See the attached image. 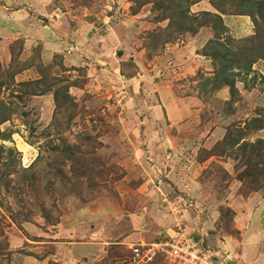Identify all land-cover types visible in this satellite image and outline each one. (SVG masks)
Wrapping results in <instances>:
<instances>
[{"label":"rangeland","instance_id":"obj_1","mask_svg":"<svg viewBox=\"0 0 264 264\" xmlns=\"http://www.w3.org/2000/svg\"><path fill=\"white\" fill-rule=\"evenodd\" d=\"M44 1L47 15L31 24L7 15L31 35L20 27L0 36V264H131L130 243L160 239L186 240L217 264H264V147L260 160L247 158L249 149L240 159L218 142L231 122L264 116V60L239 69L228 106L226 86L222 93L205 84L213 66L204 43L186 60L175 43L190 35L151 48L167 1ZM198 1L190 13H199ZM54 14L66 31L74 25L90 37L58 35ZM220 16L224 43L243 44L255 31L247 15ZM254 19L261 32L264 20ZM114 33L119 42L108 49L104 36ZM49 38L74 42L78 53L62 60V51L45 49ZM64 86L71 98L56 105L52 92ZM167 101L187 112L183 120L167 121ZM245 139L264 146V129ZM148 264L170 263L158 254Z\"/></svg>","mask_w":264,"mask_h":264},{"label":"trees","instance_id":"obj_2","mask_svg":"<svg viewBox=\"0 0 264 264\" xmlns=\"http://www.w3.org/2000/svg\"><path fill=\"white\" fill-rule=\"evenodd\" d=\"M156 1H167L169 5L164 7V11L162 15H160L161 21H166L165 25L160 27L159 32L156 33L151 31V33H149V41L153 44L151 48H154L157 43L164 42L165 39L162 41L161 37H166V41H168L167 38L172 40L177 36L192 35L199 27H209L213 31L212 36L202 45L201 53L211 60L213 67L210 77L205 78V84L209 83L211 89H216L222 85L226 86L228 88V98L225 100V103L229 106L232 102L233 95L237 92L235 76L239 74V69L249 71L251 64L255 62V60H264V29L260 32L259 28L257 29V26H255L257 22H255L254 19L259 16V18L264 20V0H208L210 6L217 12L203 10L199 11V13H190L188 9L189 5L194 3L195 0H136V5L139 6L142 3H154ZM226 2H230V4L232 3L234 5L225 7ZM247 6L254 8V10L244 9L248 8ZM220 14L247 15L252 21L255 31L250 36L245 37V39H239V42H243V44H237L233 39L224 43V37L222 36L226 31V27L222 22ZM186 22H191L194 26L187 27L185 26ZM172 36H174V38H172ZM162 44L163 43H161V45ZM30 61L20 64L15 73L27 68ZM60 67L63 68L62 64H60ZM232 68H234L235 71H232ZM41 73L42 72H40V74ZM12 76L10 79H12ZM1 84L2 82L0 81V86ZM66 88L67 87L64 86L59 94V90H53L52 100H54L56 105L59 97H62L64 100L71 98ZM229 111L230 110H228V112ZM260 129H264V116L260 114L250 116L249 118H243L240 121H233L229 126L225 127L224 133L218 142H221L223 147L228 148L231 152L233 151L240 159L247 157L246 151L249 149L247 158L260 160L264 147L260 144L262 139H258L256 144L246 141L245 139L248 132ZM262 170H264V165L259 173H261ZM253 174L256 175V173L252 172V175Z\"/></svg>","mask_w":264,"mask_h":264},{"label":"crops","instance_id":"obj_3","mask_svg":"<svg viewBox=\"0 0 264 264\" xmlns=\"http://www.w3.org/2000/svg\"><path fill=\"white\" fill-rule=\"evenodd\" d=\"M19 1L20 2H26V4L25 5H20L22 7H19L18 5H17L18 7H13V6L6 7L7 3L10 2V0H0V13L4 16L3 20H5L3 22H0V36H1V38L2 37L4 38V35H11L12 34V30L17 31L18 28H20V27L22 28V31L25 34L31 35V33H29V30L31 29L30 25L29 26L28 25L23 26L22 20L21 21H19V20L16 21L15 19L14 20H10L9 17L7 16V15H10V13H12V14L19 13V14H21V16H23V18H25V16H27L26 19H25V21H26L25 24H31L30 22L31 21L33 22V20L37 16H46L47 15L48 7L45 6L46 2L44 0H18V2ZM12 2L14 3L15 1H12ZM192 7H194L193 11H200V10H206L207 11V10H211L209 4H207V0H199L198 2L193 4ZM65 14H66V11L60 13V16H65ZM54 15H55V17L52 19L53 20L52 21L53 22V26H55V23L57 25H59V26H62L60 28L58 27L57 29L55 27L56 32H57L58 35H60V36H62L64 38H69V39L73 38V36L77 37L76 35H78L79 38H80V36H83V39L86 36L90 37L89 34H91V31L87 32L85 29H81V30L77 29V27H75L72 23L71 24L73 26L70 29H68V31H66L64 29V27H63L65 25L62 22V20L59 19L57 14H54ZM237 16L241 17L242 18L241 21L245 22V19H243V18H245L246 16H242V15H237ZM50 18H52V17H50ZM50 18L49 19L47 18V20L50 21ZM227 27L230 28L229 25H227ZM239 29L242 30V27H238L237 31H239ZM207 30L208 29H201L200 28L198 30V32H195L194 34H192V36L191 35L189 36V38H190L189 40H186L187 38L185 36L186 39L184 41H182L180 43H175V45L178 46V49L176 50L177 53L175 54L177 56V58L180 57L181 59L186 60L187 58H185V57L189 53H191V51H192V55H190V57L194 58L195 56H198L199 54H197L196 50L200 47V45L202 43H204L203 42L204 34H207L206 38L209 37V35H208L209 34V32H208L209 30L208 31ZM117 36H119V33L118 34L114 33L113 35L112 34H105L104 37L107 39L105 44L109 45L108 49L109 48L112 49V48H115V46H117V44L119 42V38ZM1 42L2 43H0V54L1 55L2 54L5 55V52L7 50H6L4 39H1ZM47 42L48 43L45 42L46 43L45 49L46 48H51L50 49L51 51L52 50L53 51L57 50V51H54V52H61L62 51L61 53H58L60 55V57L62 56V58H63L62 60L66 59V57H68V56H73L75 53H78L76 50L74 51L73 48H72L74 42L73 43H68L66 48L63 47L64 43L62 41H60V40L57 41L56 39L49 38ZM70 42H72V41L70 40ZM59 49H60V51H59ZM180 52L182 53V55H180L181 54ZM190 57H189L188 60H191ZM187 61H181L180 60V62H184V63L187 62ZM188 65H192L190 61L188 62ZM214 91H217V92L222 91V93H223V92H225V89H224V87H220V88H218V89H216ZM221 98H222V100L227 99L226 96H225V93H224V96L221 97ZM168 103H169V106L164 109L167 121H169V122L171 121L170 123L173 124V123H177V121H179L181 118L183 120L184 117L187 115V112H186V114L183 117H181L183 112L182 111L180 112V109L177 108V106L173 107V105L171 106L170 102H168ZM162 107L163 108L165 107L164 104H162ZM138 124H141V123L138 122ZM219 136L221 137V135H219ZM144 146H147V144H145ZM145 151H147V150H145ZM137 222L139 223L140 221H137ZM137 222L134 223V224L137 225ZM251 238H253V236H251ZM78 243H80V242H78ZM81 243H83V244H79L78 247H82L83 245H85V246H89V248H93V245L91 243H89V244H86L85 242H81Z\"/></svg>","mask_w":264,"mask_h":264},{"label":"built area","instance_id":"obj_4","mask_svg":"<svg viewBox=\"0 0 264 264\" xmlns=\"http://www.w3.org/2000/svg\"><path fill=\"white\" fill-rule=\"evenodd\" d=\"M158 240L145 243L142 241L130 243L129 260L131 264H148L158 254H163L170 264H217L211 257L198 247L193 248L188 241L179 242Z\"/></svg>","mask_w":264,"mask_h":264}]
</instances>
